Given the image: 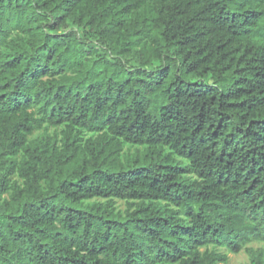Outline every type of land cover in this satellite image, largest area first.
<instances>
[{"label":"trees","instance_id":"obj_1","mask_svg":"<svg viewBox=\"0 0 264 264\" xmlns=\"http://www.w3.org/2000/svg\"><path fill=\"white\" fill-rule=\"evenodd\" d=\"M254 239L264 0H0V264H218Z\"/></svg>","mask_w":264,"mask_h":264},{"label":"rangeland","instance_id":"obj_2","mask_svg":"<svg viewBox=\"0 0 264 264\" xmlns=\"http://www.w3.org/2000/svg\"><path fill=\"white\" fill-rule=\"evenodd\" d=\"M209 81H211V80H209ZM61 128H62V126H50V125H47L45 123L43 126L36 129L35 134L41 133L43 131H47L50 134L57 133L60 136L61 135L60 134ZM88 135H90V133ZM135 147H136L135 145H131V144L127 143V144H125L124 149L129 150V151H133L135 149ZM116 206L119 209L124 210L127 206V203L125 200L116 199ZM247 246L264 247V241L259 240V239H254V240L248 242L246 244V246L240 252H237V253L229 251L226 247L210 245V248H216L222 252L228 253L227 261L219 262L218 264H248L250 262V256H249L248 251L246 250Z\"/></svg>","mask_w":264,"mask_h":264}]
</instances>
